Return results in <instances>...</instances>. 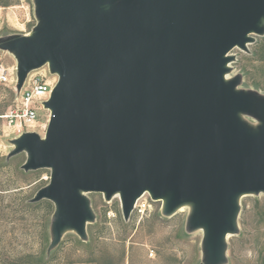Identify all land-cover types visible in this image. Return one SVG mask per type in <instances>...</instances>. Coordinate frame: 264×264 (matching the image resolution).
Masks as SVG:
<instances>
[{
	"label": "water",
	"instance_id": "1",
	"mask_svg": "<svg viewBox=\"0 0 264 264\" xmlns=\"http://www.w3.org/2000/svg\"><path fill=\"white\" fill-rule=\"evenodd\" d=\"M36 24L0 36L16 95L47 67L46 133L12 139L7 160L50 170L30 203L50 201L49 255L67 233L89 239L88 194L119 197L129 221L148 194L166 218L187 208L201 264H229L241 200L264 195V93L231 75L232 52L264 37V0H32Z\"/></svg>",
	"mask_w": 264,
	"mask_h": 264
},
{
	"label": "rangeland",
	"instance_id": "2",
	"mask_svg": "<svg viewBox=\"0 0 264 264\" xmlns=\"http://www.w3.org/2000/svg\"><path fill=\"white\" fill-rule=\"evenodd\" d=\"M35 24L32 0H0V36L27 34ZM256 39L249 45L250 53L240 49L232 52L236 61L231 64V75L243 76L241 88L264 93V37ZM16 65L11 54L0 50V67ZM39 72L53 79L47 67ZM16 96L12 85H0V117L14 107ZM40 115L43 120L45 111ZM8 135L0 118V165L4 160L9 163L0 168V264H19L22 258L30 264L40 260V264H201L203 234L186 232L188 209L166 218L162 203L153 202L149 195L148 212L144 216L133 213L125 221L119 197L107 202L101 193L88 194L97 215V221L88 226V241L67 233L48 255L54 204L45 200L37 207L25 205L49 183L51 172L44 169L26 177L18 174L27 156L23 153L7 160L14 139ZM239 227V235L228 240L229 264H264L263 194L242 198Z\"/></svg>",
	"mask_w": 264,
	"mask_h": 264
},
{
	"label": "built area",
	"instance_id": "3",
	"mask_svg": "<svg viewBox=\"0 0 264 264\" xmlns=\"http://www.w3.org/2000/svg\"><path fill=\"white\" fill-rule=\"evenodd\" d=\"M57 82V78L53 76V79H50L39 70L28 76L21 93L16 96L14 107L0 117L9 131L8 136L18 138L28 132L46 133L51 112L45 108L44 104L50 100ZM0 85H12L16 92L17 69L15 66L0 67ZM40 111H45L43 120ZM146 195L141 197L135 205L134 213L139 216H144L151 207Z\"/></svg>",
	"mask_w": 264,
	"mask_h": 264
},
{
	"label": "trees",
	"instance_id": "4",
	"mask_svg": "<svg viewBox=\"0 0 264 264\" xmlns=\"http://www.w3.org/2000/svg\"><path fill=\"white\" fill-rule=\"evenodd\" d=\"M9 165V163L8 162H6V160H4L3 161V165H0V168H4V167H6V166H8ZM17 172H18V174H20L21 176H24V177H26L28 174L27 173H25L24 171H22V170H20V169H18L17 170ZM2 191H5V190H2ZM22 191V190H21ZM21 191H19V192H21ZM26 207H29V208H32V207H37V206H39L38 204H32V203H26V205H25ZM31 258V257H30ZM23 261V262H22ZM22 261H20V263L19 264H30V262H24V258H22ZM41 262H43V261H39V264L41 263Z\"/></svg>",
	"mask_w": 264,
	"mask_h": 264
},
{
	"label": "bare ground",
	"instance_id": "5",
	"mask_svg": "<svg viewBox=\"0 0 264 264\" xmlns=\"http://www.w3.org/2000/svg\"><path fill=\"white\" fill-rule=\"evenodd\" d=\"M183 211V210H182Z\"/></svg>",
	"mask_w": 264,
	"mask_h": 264
}]
</instances>
